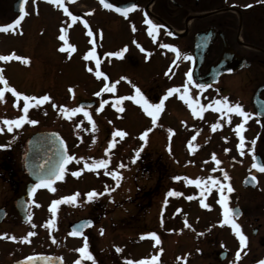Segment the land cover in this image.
<instances>
[{
	"label": "flooded vegetation",
	"instance_id": "obj_1",
	"mask_svg": "<svg viewBox=\"0 0 264 264\" xmlns=\"http://www.w3.org/2000/svg\"><path fill=\"white\" fill-rule=\"evenodd\" d=\"M105 2L111 3L114 8H129L132 4L137 7L125 17L114 8H105L101 0H64L63 8L49 3V0H26L27 15L19 27L15 31L0 32V55L15 53L29 60L28 64L16 59L0 61V70L8 86L23 95H48L51 98L39 107L29 109L27 116L36 120V124L24 123L12 132L6 130L2 121L24 114L23 99L17 100L11 92L5 91L0 100V127H5L0 132V146H3L0 147V264H12L28 255L52 257L53 264H75L80 259L76 249L83 246L85 237L95 264H128V261L150 260L153 256H158V264H257L264 260V172L252 167L253 163L264 165V0ZM19 5L20 0H0V26L11 23L19 16ZM64 8H67V13ZM68 13L77 17V20L73 21ZM145 14L148 19L162 26L155 40L149 35L148 25L144 23ZM62 29L66 40L59 39ZM89 31L92 36L88 35ZM166 44L175 47L178 53L163 47ZM68 45L74 46L75 51L67 50ZM62 47L66 50L60 51ZM93 48L96 58L85 60V55ZM125 48L127 50L123 52L122 58L106 55L121 52ZM225 51L226 64L221 70L226 72H222L215 82H207L215 84L197 88V84L203 83V76L213 66L220 64ZM77 54L83 61L86 75L93 72L97 81L112 82V85L114 80L109 78L107 72L112 60L121 63L117 69L121 75L128 76L127 80L131 83L185 84L187 73L191 72L193 82L188 88L193 95L190 98L199 101L198 109L199 105L204 106V99L207 100L217 117L218 138L213 146L216 158L213 162L218 168L217 180L229 183L234 189L227 193L228 203L239 213L236 222L247 238L245 248L241 249L240 241L230 226L226 229V244L224 241L221 244L216 234L209 235L214 228L210 231L209 227L202 225H196V230L209 232L205 234L199 231L197 239H159V244H156L154 240L135 241L130 238H135V234H132L123 240V226L133 227L127 222L130 220L135 223V213L121 220L114 219L112 214L117 213L123 204L121 200H131L130 203L135 205V189L129 195L118 191L128 186L129 181L126 180L135 183V172L130 178L121 176L125 168H135V149L131 150L132 155L128 157L120 156L117 160L109 161L107 168H97L95 171L84 168L85 163L94 162L77 159L72 150L81 149L94 135L96 130L87 126L89 119L85 117L84 109L94 107L97 100L89 97L75 101L76 98H71V109L82 108L83 111L72 113L69 105V111L64 112L53 100L54 83L49 86L48 83L46 86L42 83L41 89L35 84L37 89L28 94L18 89L11 79V69L12 72L14 69H28L33 73L37 67L43 66L42 62H46L45 66L54 72L70 69L74 66ZM60 55L64 60L67 59V64L61 61ZM96 60L100 61L98 69ZM90 68L92 71H89ZM97 70L103 75L97 77ZM3 87L0 84V88ZM208 89L211 92L210 100L203 93ZM132 95H135L133 86L130 95L121 96ZM224 98L228 99L229 104H239L245 112L252 114L244 125L242 134L245 144L242 150L237 148L240 140L235 129L243 122V118L226 110H214L219 107L214 101ZM89 100L95 103L90 106L77 105L79 101ZM127 101L135 107L133 101ZM65 118L69 126L67 133L64 131L68 126L65 129L58 127L61 120L66 123ZM77 125L81 128H77ZM73 129L78 130L79 134H72ZM50 131L61 136L67 154L75 159L65 166L63 179L54 178L52 187L55 191L39 187L29 197V189L39 181L29 176L25 166L28 141L36 132ZM254 139L255 158L251 144ZM74 172L78 175H73ZM106 172L119 173V183ZM225 172L230 178L228 181L224 180ZM251 177H256L255 182ZM91 191L98 195L89 200L87 193ZM74 194H78L74 203L62 202L57 205L53 220V214L49 211L52 201ZM214 194L219 196L216 189ZM172 205V200L169 205L165 204V211L168 207L170 210ZM50 220H53L52 225L46 226ZM80 220H86L85 223L90 221L91 224L82 229L83 235H71L74 228L85 224L75 226ZM164 227L171 230L174 226L166 223ZM30 232L35 234L28 236ZM5 234L16 239L4 238ZM24 237L27 240L22 241ZM238 251L240 259L237 261ZM221 253H224L222 259L219 258ZM177 257L181 259L177 260ZM82 264H92V261L83 260Z\"/></svg>",
	"mask_w": 264,
	"mask_h": 264
},
{
	"label": "rangeland",
	"instance_id": "obj_2",
	"mask_svg": "<svg viewBox=\"0 0 264 264\" xmlns=\"http://www.w3.org/2000/svg\"><path fill=\"white\" fill-rule=\"evenodd\" d=\"M78 55L74 66L70 69L54 72L45 66L46 62H42L43 66L37 67L33 73L28 69H22V71L14 69L13 72L11 69V79L18 89H23L28 94L37 89L35 84L41 89L43 84L46 86L48 83L49 86L54 83L55 86L52 85L53 100L61 110L62 107L67 109L69 105V110L73 108L71 98H76L75 101L89 97L97 100L94 107L84 109L90 113L91 117V122L87 120V126L96 131L91 136V140L83 144L81 149L72 150V154L77 159H86L91 162L102 159L113 161L120 156L125 158L132 155L131 150L135 149V168H125L121 173L124 178H130L135 172V183L126 180L129 181L128 186L118 190L123 192V195H129L135 189V209L133 203H130L131 200H121L123 204L118 208L117 213L112 214L114 219L121 220L135 213V223L130 220L127 222L133 224V227L130 229L123 226V240H127L132 234H135V238H130L135 241L153 240L147 235L153 232L161 240L197 239L199 231L201 233L204 230H196V225H202V227H209L210 231L214 228L209 235L216 234L220 243L224 241L226 244L228 225H220L223 217L221 206L217 203L219 196L214 194L216 188L209 181V177L218 179V168L212 159L213 146L218 138L217 128L213 130V125H218V121L211 104L209 105L204 99L206 110L197 117L179 98L184 93L182 86L184 83H129L127 79H121L128 76L121 75V71L117 69L121 63L119 64L116 60L110 62L111 66L107 70L109 78L114 80L115 92L101 93L100 96H96L95 93L99 92L105 83L97 81L93 72L86 75L87 71L82 66L83 61L78 58ZM62 57L60 55L61 61L67 64V59L64 60ZM35 76L39 78V81ZM133 85L138 87L151 103H158L170 88H178L179 92L165 101L163 111L158 115L154 126L152 118L140 105L135 104L134 107L130 101L124 100L116 107L112 106L121 95H130ZM203 93L205 98L208 96L210 100L209 89ZM189 95H193L191 90ZM102 100H107L108 103L97 111ZM75 106H77L76 103ZM196 107L199 111L197 105ZM121 108L122 111L119 110ZM65 122L61 120L58 127L65 129L68 126L66 118ZM79 127L77 125V128ZM68 128L69 126L64 132L67 133ZM149 129L151 131H148L146 140H141V134ZM117 130H122L127 135L123 138L113 137V133ZM77 133L79 134L78 130H72V134ZM191 134L193 135L190 136ZM110 140L114 146L108 149ZM106 149H108L107 153ZM174 177H181V179L176 180L173 179ZM197 179L201 181L200 187L187 183V180ZM205 183L208 184L209 190L202 194ZM169 191L182 193V195L168 196ZM171 200L172 207L174 205L175 207H171L170 210L168 207L165 211L164 205H169ZM201 200L210 205V208L201 206ZM166 223L174 227L171 230L167 229L164 227ZM186 223L189 226L184 225ZM208 232L209 230L204 231L205 234ZM142 236L145 238L141 239Z\"/></svg>",
	"mask_w": 264,
	"mask_h": 264
},
{
	"label": "snow or ice",
	"instance_id": "obj_3",
	"mask_svg": "<svg viewBox=\"0 0 264 264\" xmlns=\"http://www.w3.org/2000/svg\"><path fill=\"white\" fill-rule=\"evenodd\" d=\"M25 3L26 0H20V5H19V16L12 21L11 23H8L6 25L0 26V32H9V31H15L19 25L21 24V22L23 21V19L25 18V16L27 15L26 9H25ZM49 3H54L57 6L63 8V0H49ZM102 5L105 8H109L112 9L114 8V5H112L111 3H106L105 0H101ZM136 5L132 4L129 8H120V7H115L114 10L123 14L125 17H127L128 13L130 11H133L136 9ZM64 11L67 13L68 10L67 8H64ZM68 15L71 16V13H68ZM71 19L73 21L77 20V17L75 16H71ZM144 23L148 25V33L149 35L153 36V39L155 40L156 38V33H158L159 29L162 27L161 25H158L156 23H154L152 20L147 18V14H145V20ZM85 27H87V23L85 22ZM133 31H135V27L133 26ZM64 33V29L61 30V35L59 37L60 40H66ZM89 36H92V32L89 31L88 32ZM163 47L165 48H170L173 52H177L178 50L171 46V45H163ZM66 49L64 47H62L60 49V51H65ZM67 50L69 51H75L74 46L72 45H68ZM127 49L125 48L123 51L121 52H112V53H107L106 55L108 56H116V57H123V52L126 51ZM143 50V49H141ZM89 58L91 59H95L96 58V50L95 48H93L90 52L87 53V55H85L84 59L88 60ZM185 59H191V57H184ZM12 59H16V60H22L23 63L28 64L29 60L27 58H23L20 56H16L15 53L11 54V55H0V61H10ZM99 64L100 61L96 60V66L97 69L99 68ZM89 71H92V69L90 68ZM97 77L103 75V73H101L100 71L97 70L96 72ZM107 79V78H105ZM121 79H127L125 77H122ZM193 82V77L191 72L187 73V81L184 84V93L179 97L181 100H183L188 107L192 110L194 115L199 116L203 111L206 110V107L203 105H199V111H197V107L196 105L199 104V101L196 100L194 101L193 99L190 98L189 95V88L188 85L191 84ZM118 83V82H117ZM129 83H131L129 81ZM0 84L4 85L3 88H0V100L3 99L4 93L5 91H9L11 92L16 98L17 100H19L21 97L23 99V115H20L19 117L9 120V119H4L2 121V124L4 126H6V130L8 132H12L14 128H20L22 126V124L24 123H28V124H36L37 121L36 120H32L29 119L27 116V113L29 111V109L31 107H39L42 103L49 101L51 98L48 95H44L42 97H34V96H28V95H23L22 93L17 92L14 88H11L8 86V83L6 81V79L3 76L2 70H0ZM197 88L199 89H203L205 88V85L203 84H197L196 85ZM133 88L135 89V95L132 96H120L119 98H117L115 100V102L113 103V107H116L117 105H119L122 101L124 100H131L133 101L135 104L140 105L143 109V111L152 118V124L155 126L156 121H157V117L158 115L163 111L164 108V104L165 101L172 96L174 93L179 92L178 88H170L167 90L166 95H164L162 98H160L158 103H151L148 98H146L141 90L136 87L135 85H133ZM115 84H113L112 86H109L108 83H105L104 86L100 89L99 92L95 93L96 96H100L101 93H112L115 92ZM71 91V89H70ZM33 102V103H30ZM108 101L107 100H102L100 102V108L97 109V111H100L103 106L105 104H107ZM214 103L216 105H219V107L215 108V111H221V110H226L229 113H236L238 114L240 117L243 118V122L239 125H237L235 132L236 135L239 137L240 143L237 145L238 149H243L244 148V144H245V138L243 136V131L245 130V123L247 122L248 119L251 118L252 114L251 113H247L242 109V106L239 104H235V105H231L228 102L227 98H224L223 100H216L214 101ZM210 107V106H209ZM119 110H123L122 108ZM62 111L68 112V109H65L62 107ZM72 113H76V112H80L83 111L82 108H75V109H71L70 110ZM85 117H88L89 121L91 122V117L89 116L88 112H84ZM94 127V125H93ZM217 127V125H213V130H215V128ZM5 130V127H0V132H3ZM148 131H151V129L145 131L144 133L141 134L140 139L141 140H146V137L148 135ZM171 131V130H170ZM127 133L122 131V130H117L113 133V137L119 136L120 138H123L124 136H126ZM193 139H195V137H193ZM255 139L251 141L252 144V151H253V155L255 158ZM61 144L63 145V141H61ZM114 146L113 142H109V146L108 149H111ZM3 147V146H0ZM189 147L191 148V144L189 145ZM108 149L105 150V152H108ZM241 154H243V151H241ZM137 156H139V152H137ZM73 159H75V157L68 155L66 152H62L60 154V160L58 162V164L56 165V169L55 171H53L52 173H50L48 178H41L40 182L38 184H36L32 189H29L28 191V196L31 197L33 196V193L35 191V188H39V187H46L52 191H55V189L52 187V178L51 177H55L56 179L60 180L63 179V174L65 172V166L71 162ZM213 160H215V156L213 155L212 157ZM135 162V161H133ZM109 161L108 160H99V161H95L92 164L89 163H85L84 164V168L91 170V171H95L97 168H107ZM218 163V161H217ZM120 167H124V165H120ZM253 168H257L260 172H264V165H260V164H256L253 163L252 164ZM105 174H111L113 179L117 181V183H119V180L121 179L120 174L117 172H112V173H108L106 172ZM73 175H78V173H73ZM173 179L176 180H180L181 177H174ZM187 179V178H185ZM230 178L228 177V174L225 172L224 173V180L228 181ZM251 180L253 182H255L256 177H251ZM209 181L211 183V185L213 187L216 188V190L219 192V199L217 201V203H219V205L221 206L222 209V217L223 219L220 221V225L221 226H225L228 225L230 226L233 234L239 239L240 241V246L241 249L246 247V236L243 234L241 226L236 222V217L238 216V212L233 209L232 207H230L228 201H229V196L226 193H231L232 191H234V189L231 187V185L229 183H221L220 181L213 179L211 177H209ZM187 183L189 184H196L197 187L201 186V181L199 179L193 181V180H187ZM208 189V184L205 183V185L202 188V194L207 192ZM226 190V191H225ZM107 191V189H106ZM76 195L78 194H74L72 196L69 197H63L60 200H54L52 201L51 205L49 206V211L53 214V220L55 218V214L57 212V205H59L62 202H75L76 200ZM98 194L95 191H91L89 193H87V197L89 200L93 199L94 197H96ZM168 196H178V195H182V193H177L174 191H169L167 193ZM188 199H192V197H188ZM29 203H34V201H29ZM165 203H167V201H165ZM201 206L205 207V208H210V205L204 203L203 200H201ZM31 217H28V220L30 221ZM53 220L48 221L46 226H51L53 223ZM91 222H86L85 224L81 225L80 228H74L72 230V232L70 233L73 236H77V235H83L82 229L84 227H88L90 226ZM34 226V225H33ZM186 226L187 225L186 223ZM35 233H28V236L34 235ZM148 236H150L155 242L156 244H159V238L156 236V233H149L147 234ZM4 238H10L15 240L16 237H7V235L5 234ZM145 238L144 236L141 237V239ZM22 241L27 240V237L21 238ZM77 252L80 253V259H78L77 261H75V264H82L83 260H89L92 261V264H95V260L94 257L92 256L91 252L88 250V243H87V238L85 237V241L82 247L76 249ZM117 251H120L119 248H117ZM180 257H177V260H180ZM240 259V251H238L236 253V260L238 261ZM39 262H43V264H53V258L49 257V256H43V255H36V256H29L26 258V260L24 262H22V264H39ZM128 264H158V256H153L150 260H140L137 262H133V261H128ZM257 264H264V260H260L257 262Z\"/></svg>",
	"mask_w": 264,
	"mask_h": 264
},
{
	"label": "water",
	"instance_id": "obj_4",
	"mask_svg": "<svg viewBox=\"0 0 264 264\" xmlns=\"http://www.w3.org/2000/svg\"><path fill=\"white\" fill-rule=\"evenodd\" d=\"M64 1V0H63ZM225 55L221 59L219 65L213 66L210 71L203 76L202 82L199 84H215V83H207V82H215L222 72H226L221 70V68L226 64L227 51L224 52ZM112 84L109 83V86ZM93 101L87 102H79L78 105H91ZM61 138L55 132H36L34 133L29 141H28V149L25 155V166L28 170L29 176L33 180H37L40 182L41 178H48L50 173L55 171L56 165L60 160V154L62 152H66L64 144H61ZM52 181H54V176L51 177ZM86 220H80L76 222L75 226L85 223ZM85 228V227H84ZM36 256V255H28ZM20 259L12 264H22L26 260V258ZM224 257V253L219 255V258L222 259Z\"/></svg>",
	"mask_w": 264,
	"mask_h": 264
}]
</instances>
